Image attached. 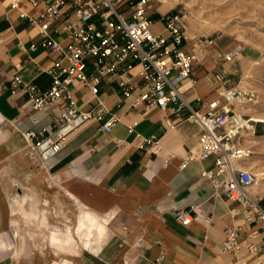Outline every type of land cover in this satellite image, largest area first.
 I'll use <instances>...</instances> for the list:
<instances>
[{
    "label": "crops",
    "instance_id": "obj_1",
    "mask_svg": "<svg viewBox=\"0 0 264 264\" xmlns=\"http://www.w3.org/2000/svg\"><path fill=\"white\" fill-rule=\"evenodd\" d=\"M41 9L26 1L17 8L9 0H0V161L3 154L11 159L14 154L26 155L23 132L51 129L59 115L58 107L51 105L38 112L40 120L34 123L30 116L37 113L24 106L23 84L34 83L41 91L52 85L47 70L56 54L42 47L29 49L39 41L38 27L31 20ZM17 81L21 85H16ZM72 89L74 98L86 108L89 91L77 81ZM139 92L122 98L114 84L105 82L101 93L108 106L122 101L119 124L107 133L94 120L87 121L65 140L55 158L42 164L47 179L54 180L66 195H75L76 201L70 200L74 206L84 202L98 213L82 207L78 214L72 211L77 217L87 212L105 226L100 240L95 239L97 233L87 237L74 231L72 243H66L67 235L63 234L61 244L66 252L52 244L55 254L62 257V264H241L245 260L255 264L243 251L232 254L222 250L224 228L233 221L227 215V200L215 194L209 179L201 180V169L211 166L212 159L194 160L180 168L184 156L198 148L202 132L198 122L193 118L178 121L172 116L177 124L168 129L165 119L171 114L169 110L130 108ZM189 96L214 98L212 74H198ZM15 143L21 144V152L12 150ZM1 191L0 187L2 201ZM193 207V222L182 224L176 213L192 212ZM51 213L47 226L23 218L25 224L21 221L17 236L0 212V264H14L21 240V264H48L45 251H50L53 235ZM38 231L48 235L43 250L36 246L39 238L32 237ZM31 241L38 249L34 250Z\"/></svg>",
    "mask_w": 264,
    "mask_h": 264
},
{
    "label": "built area",
    "instance_id": "obj_2",
    "mask_svg": "<svg viewBox=\"0 0 264 264\" xmlns=\"http://www.w3.org/2000/svg\"><path fill=\"white\" fill-rule=\"evenodd\" d=\"M9 1L17 8L24 1L42 6L31 20L38 27L39 41L29 49L42 47L56 54L47 70L52 77L47 91L34 83L22 85L24 106L37 113L30 116L34 123L40 120L38 112L48 106L59 109L53 128L23 132L32 156L41 163L52 160L65 140L89 120L101 131L112 132L121 121L118 108L122 101L108 106L101 93L105 82L114 84L122 98L139 90L130 108L169 110L171 114L165 119L168 129L177 124L172 116L178 121L193 118L198 122L202 131L198 148L184 156L180 168L194 160L212 159L211 166L201 169V180L209 179L215 194L227 200V215L233 221L224 228L222 250L232 254L243 251L255 264H263L264 196L251 191L256 174L247 166L253 151L245 144V134H256L258 122L238 109L253 104L257 96L232 84L226 72L218 71L213 75L217 84L214 98H190L203 58L187 37L183 10L161 13L154 9L152 0ZM154 15L162 24L158 33L151 29ZM21 16L26 17V13ZM76 81L90 93L86 108L74 98ZM192 209L179 210L177 219L190 224L196 211ZM241 264H247L246 260Z\"/></svg>",
    "mask_w": 264,
    "mask_h": 264
},
{
    "label": "rangeland",
    "instance_id": "obj_3",
    "mask_svg": "<svg viewBox=\"0 0 264 264\" xmlns=\"http://www.w3.org/2000/svg\"><path fill=\"white\" fill-rule=\"evenodd\" d=\"M152 3L157 11L158 7H163L168 9L165 12L183 10L185 13L187 37L192 45L200 50L201 58H203L197 73H208L213 77L215 72H226L232 84L255 92L257 99L250 106L253 105L255 112L264 116V0H161L160 2L152 0ZM153 20L155 23L151 27L152 32L158 33L162 29V24L157 15L153 16ZM239 45L244 47L233 52ZM231 52L234 55L229 59L226 54ZM213 82L215 89L217 84L214 79ZM255 137L259 142L258 145L245 144L253 151L249 159L255 161L252 169L255 170L254 173L257 171L256 181L258 180L262 185L264 183V123L258 122ZM24 140L28 144L25 138ZM14 149L19 150L18 153L21 152V144L15 143L12 150ZM30 151L31 147L28 144L25 148L26 155L14 154L11 159L9 154H3L2 156L6 158L3 157L0 161L2 190L0 212L1 216L8 220V225L15 212L13 210L15 208L14 199L24 197L31 191L38 192L50 201L53 209L50 216V228H52V223L63 226L59 221L60 215L54 209L57 205L56 197L61 199L62 206L66 210L69 209L78 214L81 208L85 207L86 210L98 214L84 202H78L77 206H74L70 200L75 202V195L72 192L66 195L54 180L47 179L42 174L45 172L42 168L43 163L32 157ZM31 203L29 200L28 205ZM20 219L25 224L23 217ZM61 227L57 230H62ZM31 245L34 250L38 249L32 241ZM49 247L50 251H45L48 264H62V257L55 254L54 246L50 242ZM41 258L36 257L35 259ZM22 259L25 263L26 256ZM14 264H18L15 258ZM19 264H21V256Z\"/></svg>",
    "mask_w": 264,
    "mask_h": 264
},
{
    "label": "bare ground",
    "instance_id": "obj_4",
    "mask_svg": "<svg viewBox=\"0 0 264 264\" xmlns=\"http://www.w3.org/2000/svg\"><path fill=\"white\" fill-rule=\"evenodd\" d=\"M158 1L160 2L161 0H158ZM166 10L168 9L163 8V7H158V11L160 12L163 11L165 13ZM242 47L244 46L242 45L237 46V48L233 50V52L239 51L240 49H242ZM233 52L227 53L226 57L229 59L232 58V56L234 55ZM252 106L250 105L241 106V107H238V109L244 113H249L255 121L264 123V116L257 114L255 112L256 109H254ZM256 137H255V134H253L252 132H248L247 134H245V143L251 144L252 146L258 145L259 142L257 141ZM249 160H248L249 162L247 163V166L249 168H254L253 165L255 164V161L253 159H249ZM251 191L254 194L264 196V183L260 185V182L257 180L256 183L252 186ZM29 200L32 202L31 205H28ZM55 201L57 205L54 206V209L56 210V213L60 215L59 221L63 225L61 227L62 230L61 229L57 230L59 227V225L57 224H54L51 228V232L53 235L51 237L49 236L50 243L53 244L54 246H57L56 250H60L61 252H66V246L64 244H61L62 242L61 239L63 237V234H66L67 235L66 243L67 242L72 243L74 231L81 232L85 234L87 237H89L92 234L97 233V236L95 239L100 240L101 235L105 230V226L103 223L96 222L97 216L84 212L82 215L77 217L74 214V212H72L71 210L69 209L66 210L63 208L62 206L63 203L59 197H56ZM40 202L42 204L41 206L39 205ZM14 203H15V208L13 210L15 212L13 213V217L11 218V226L13 227L14 232L17 236H20V231L22 229V222H21L20 217L21 218L23 217L26 220L31 221V222H38L39 226L48 225V214L50 210L51 211L53 210L51 207V203L48 199L46 198L41 199L37 192L31 191L27 193V195H25L24 197L14 199ZM32 237L39 238L38 242L36 243V246H38L39 249L43 250L46 240L48 238V235L44 233L43 231H38V232H33ZM22 243L23 241L21 240L20 245L17 248L15 257H14L17 260L18 264L20 260V257H19L20 252H21L20 250L23 247Z\"/></svg>",
    "mask_w": 264,
    "mask_h": 264
}]
</instances>
